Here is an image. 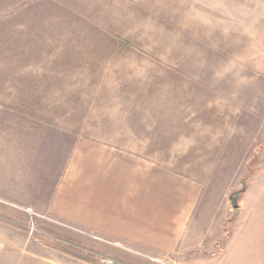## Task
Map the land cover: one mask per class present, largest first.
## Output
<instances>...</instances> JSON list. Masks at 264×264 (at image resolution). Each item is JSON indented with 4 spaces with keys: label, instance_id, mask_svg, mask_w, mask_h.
I'll use <instances>...</instances> for the list:
<instances>
[{
    "label": "rangeland",
    "instance_id": "rangeland-1",
    "mask_svg": "<svg viewBox=\"0 0 264 264\" xmlns=\"http://www.w3.org/2000/svg\"><path fill=\"white\" fill-rule=\"evenodd\" d=\"M83 140L198 182L220 248L264 205V0H0V176Z\"/></svg>",
    "mask_w": 264,
    "mask_h": 264
},
{
    "label": "crops",
    "instance_id": "crops-1",
    "mask_svg": "<svg viewBox=\"0 0 264 264\" xmlns=\"http://www.w3.org/2000/svg\"><path fill=\"white\" fill-rule=\"evenodd\" d=\"M51 150L43 167L25 161L10 165H23V172L9 168L0 176L2 264H21V258L22 264H103L107 258L117 264H264V205L239 217L238 232L212 250L192 243L202 194L195 180L102 142L77 141L65 158ZM30 212L134 252L41 218L34 228L40 233L28 235L20 219ZM17 245L19 252L7 248Z\"/></svg>",
    "mask_w": 264,
    "mask_h": 264
},
{
    "label": "built area",
    "instance_id": "built-area-1",
    "mask_svg": "<svg viewBox=\"0 0 264 264\" xmlns=\"http://www.w3.org/2000/svg\"><path fill=\"white\" fill-rule=\"evenodd\" d=\"M30 214H32V213L30 212ZM33 215H35V214H33ZM35 216H37V217H39V218H42V219H46L47 221H50V222H52V223H54V224H57V225H59V226H62V227L66 228V229H69V230H71V231H75V232H78V233H80V234H83V235H86V236H88V237H91L92 239H94V240H96V241H99V242H101V243H103V244L110 245V246H114V247H117V248H120V249H124V250L130 251V252H134V251H131L130 249H128V248H126V247L120 245L119 243H114V242H111V241H109V240H107V239H103V238H101V237H97V236L91 235V234H89V233H86V232H84V231H81V230H79V229H76V228H74V227H71V226H69V225H67V224H64V223H62V222H58V221H56V220H52V219H50V218H48V217H45V216H42V215H35ZM101 262H102L103 264H117L113 259H109V258H107V259H105V260H101Z\"/></svg>",
    "mask_w": 264,
    "mask_h": 264
},
{
    "label": "water",
    "instance_id": "water-1",
    "mask_svg": "<svg viewBox=\"0 0 264 264\" xmlns=\"http://www.w3.org/2000/svg\"><path fill=\"white\" fill-rule=\"evenodd\" d=\"M230 199H231L233 207L237 208L239 206L237 197L233 194L230 196Z\"/></svg>",
    "mask_w": 264,
    "mask_h": 264
}]
</instances>
